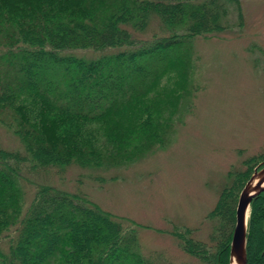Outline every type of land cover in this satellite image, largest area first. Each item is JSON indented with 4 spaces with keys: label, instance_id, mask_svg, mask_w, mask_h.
<instances>
[{
    "label": "trees",
    "instance_id": "trees-1",
    "mask_svg": "<svg viewBox=\"0 0 264 264\" xmlns=\"http://www.w3.org/2000/svg\"><path fill=\"white\" fill-rule=\"evenodd\" d=\"M231 6L241 26L239 0H0V124L25 151L0 148V264H151L135 229L84 195L42 185L25 207L18 167L120 163L91 124L131 116L182 45L229 27ZM153 16L166 35L138 40L134 32ZM112 135L109 145L122 148ZM254 160L219 196L213 250L181 233L183 250L201 264H228L237 198ZM263 243L264 191L250 204L247 264H264Z\"/></svg>",
    "mask_w": 264,
    "mask_h": 264
},
{
    "label": "rangeland",
    "instance_id": "rangeland-1",
    "mask_svg": "<svg viewBox=\"0 0 264 264\" xmlns=\"http://www.w3.org/2000/svg\"><path fill=\"white\" fill-rule=\"evenodd\" d=\"M239 6L242 25L231 6L229 27L182 45L150 92L128 110L131 116L91 124L105 154L115 153L120 163L20 164L25 207L42 185L84 195L135 229L138 250L151 264H201L182 242L193 238L213 250V210L222 190L235 184L250 159L256 166L264 159V0H239ZM161 28L153 16L134 33L144 40L166 35ZM107 133L122 148L109 145ZM0 148L25 155L18 137L1 124Z\"/></svg>",
    "mask_w": 264,
    "mask_h": 264
},
{
    "label": "water",
    "instance_id": "water-1",
    "mask_svg": "<svg viewBox=\"0 0 264 264\" xmlns=\"http://www.w3.org/2000/svg\"><path fill=\"white\" fill-rule=\"evenodd\" d=\"M264 191V161L258 164L239 192L235 207V223L229 245L228 264H247L246 237L253 198Z\"/></svg>",
    "mask_w": 264,
    "mask_h": 264
}]
</instances>
